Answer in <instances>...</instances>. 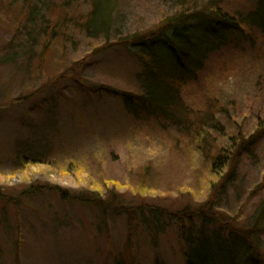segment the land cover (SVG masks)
I'll use <instances>...</instances> for the list:
<instances>
[{"label":"rangeland","instance_id":"1","mask_svg":"<svg viewBox=\"0 0 264 264\" xmlns=\"http://www.w3.org/2000/svg\"><path fill=\"white\" fill-rule=\"evenodd\" d=\"M90 2L0 0V264H113L127 243L136 264H185L175 227L143 220L212 197L206 117L218 149L264 129V30L232 32L173 121L124 109L141 66L115 45L210 2L246 22L264 0H116L108 42L83 32ZM237 166L218 210L240 228L264 201V133Z\"/></svg>","mask_w":264,"mask_h":264},{"label":"trees","instance_id":"2","mask_svg":"<svg viewBox=\"0 0 264 264\" xmlns=\"http://www.w3.org/2000/svg\"><path fill=\"white\" fill-rule=\"evenodd\" d=\"M115 3L116 0H91L82 26L87 36L104 37L106 42L109 41ZM161 23L151 32L132 35L115 45L123 48L141 66L137 75L139 92L121 93L120 98L124 109L132 116L173 121L180 93L197 82L206 62L226 46L231 33H243L244 25L248 24L264 30V8L260 5L244 22L210 2L192 12H176ZM203 123L196 127L202 143L199 150L204 154L206 150L209 157L205 154L203 158L213 160L211 173L220 176L218 184L211 183L212 197L197 210L160 212L154 216V221L143 220L144 224L154 235L162 230V226L164 229L165 222L174 226L183 245L185 264H264V253L259 245L264 234V201L247 225L240 228L234 223L235 219L218 210L237 165L243 155L252 154L255 141L264 129L260 128L248 137L233 135L225 149H218L214 143H209L210 136L203 135L216 130L212 117H206ZM132 213L135 214L129 210V214ZM128 245L130 243L114 258L113 264H136Z\"/></svg>","mask_w":264,"mask_h":264}]
</instances>
